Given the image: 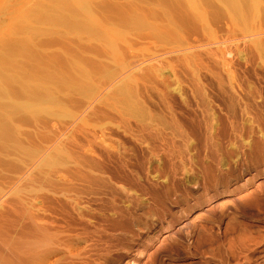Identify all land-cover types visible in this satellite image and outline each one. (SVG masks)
Wrapping results in <instances>:
<instances>
[{"label":"rangeland","instance_id":"obj_1","mask_svg":"<svg viewBox=\"0 0 264 264\" xmlns=\"http://www.w3.org/2000/svg\"><path fill=\"white\" fill-rule=\"evenodd\" d=\"M194 2L190 13L181 1L174 11L188 18L166 33L148 24H164L156 0L68 3L76 12L54 23L36 13H66L63 0H0V50L23 39L22 70L85 87L50 80V104L6 116L7 253L27 246L24 264H264V0L239 15Z\"/></svg>","mask_w":264,"mask_h":264},{"label":"bare ground","instance_id":"obj_2","mask_svg":"<svg viewBox=\"0 0 264 264\" xmlns=\"http://www.w3.org/2000/svg\"><path fill=\"white\" fill-rule=\"evenodd\" d=\"M68 1L69 2H65V0H63L62 10H65L66 13L60 11V8L55 5H49L37 12L35 18L45 23L65 22L76 12V9L86 11L87 6L85 0ZM181 1L182 0H156V5L158 6L157 11L165 20L162 27L157 25L156 21L155 23L148 22L150 28L166 33L179 31L183 26V18H188L185 12L196 11L194 0H187L185 12H175L174 10H179ZM217 1L236 15H239L245 6H252V4L255 3V0ZM68 3L76 4V9L72 5L68 6ZM142 4L143 2L140 1L138 7L143 8ZM134 20L140 26L147 25V22L141 17H137ZM25 47L26 41L22 39L0 50V137L2 139L9 133L5 124L8 119V117H6L8 114L11 115L17 110L39 112L43 109L44 105L50 104L53 101L52 92L49 90L50 80H56L60 84L75 83L72 85L73 87L82 91L85 90L83 83L68 80L65 75H62V79H60L54 76L40 74L35 69L22 70L15 56L23 52L25 53ZM29 56L34 58L33 55L29 54ZM20 96L23 97V100H21ZM187 181L189 182V180ZM33 244H29L28 246ZM7 249V247L6 249L0 247V264H24L23 258L27 256L29 252L27 246L11 249L10 253H7ZM39 259L40 257L33 256L30 264H41L38 262Z\"/></svg>","mask_w":264,"mask_h":264}]
</instances>
